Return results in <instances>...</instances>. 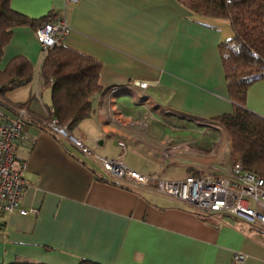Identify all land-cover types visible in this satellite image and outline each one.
Masks as SVG:
<instances>
[{"label":"crops","instance_id":"obj_1","mask_svg":"<svg viewBox=\"0 0 264 264\" xmlns=\"http://www.w3.org/2000/svg\"><path fill=\"white\" fill-rule=\"evenodd\" d=\"M11 6L34 18L66 10L71 31L64 44L102 62L100 83L106 89L92 96L89 116L68 129L66 137L43 128L53 109L51 86L39 72L44 53L33 27L14 28L0 70L22 55L35 73L28 84L0 96V117L15 114L16 107L6 103L28 102L30 116L13 148L27 163L28 186L19 206L37 212H0V264H79L81 259L103 264H264L261 230L231 216L221 221L203 217L147 188L113 183L77 143L161 179L208 172L202 163L214 159L197 155L162 164L159 147L188 140L209 149L218 138L211 131L202 136V126L167 110L202 119L233 111L219 52V44L235 36L231 23L195 14L176 0H12ZM135 81L148 85L142 89ZM247 107L264 117V80L249 88ZM142 121L146 127L139 126ZM222 155L217 166L227 168L231 153L223 150ZM146 160L160 169L148 168ZM166 166L183 173L166 177ZM237 252L247 255L245 262L233 260Z\"/></svg>","mask_w":264,"mask_h":264},{"label":"trees","instance_id":"obj_2","mask_svg":"<svg viewBox=\"0 0 264 264\" xmlns=\"http://www.w3.org/2000/svg\"><path fill=\"white\" fill-rule=\"evenodd\" d=\"M11 1L0 0V59L5 46L12 39L15 27L31 26L36 29L60 16L59 12L52 10L38 18L30 17L13 9ZM176 1L195 14L226 19L231 23L235 36L221 42L219 52L234 109L215 120L224 124L230 134L233 162H241L245 169L264 177V117L247 107L249 88L264 80V0ZM101 70L100 60L66 44L49 49L39 69L43 83L52 89L54 111L46 121L56 118L59 125H66L70 129L89 116L92 96L106 89L100 83ZM34 73V65L27 57L15 56L5 69L0 70V96L31 82ZM6 104L10 108L27 109L28 102L15 103L13 106ZM41 126L50 131L43 121ZM96 176L100 175L96 172ZM101 178L107 180L105 176ZM79 264L103 263L81 259Z\"/></svg>","mask_w":264,"mask_h":264},{"label":"built area","instance_id":"obj_3","mask_svg":"<svg viewBox=\"0 0 264 264\" xmlns=\"http://www.w3.org/2000/svg\"><path fill=\"white\" fill-rule=\"evenodd\" d=\"M70 31L66 10L56 19L37 27L36 38L44 55L49 49L64 44ZM133 84L142 89L148 85L144 81H135ZM53 111L54 109L51 110ZM167 112L202 126V136L210 130L219 134L209 149L195 147L188 140L163 142L159 147V158L162 164L178 163L183 158L199 155L203 159H214L215 163H202L208 172L198 175L190 174L181 179H161L156 175L143 174L129 167L119 158L105 157L80 141L77 143L82 152L99 165L116 184L133 189L147 188L189 205L203 217H214L221 221L224 216H231L248 227L264 231V177L245 169L241 162H232L227 168L217 166V163L224 161L223 150L232 153L231 140L221 132L224 124L215 119H202L171 109ZM29 116L26 108L18 107L13 116L0 117V212H19L24 215L37 212L35 208L24 209L19 206L20 198L28 186L25 176L27 163L16 157L13 148L14 141L23 137L24 122ZM148 116H150L149 113L146 117ZM44 124L56 135L68 133L66 125H59L56 118ZM138 124L140 127L147 126L145 121ZM118 144L125 147L124 141L120 140ZM242 231L247 236L252 235L249 229ZM246 259L247 255L242 252H237L233 256V260L237 263H243Z\"/></svg>","mask_w":264,"mask_h":264},{"label":"rangeland","instance_id":"obj_4","mask_svg":"<svg viewBox=\"0 0 264 264\" xmlns=\"http://www.w3.org/2000/svg\"><path fill=\"white\" fill-rule=\"evenodd\" d=\"M211 132H214V131H212V130H210ZM209 131V132H210ZM222 132V134L223 135H227L228 137H230V134H229V132H228V130H227V128L225 127V125H224V129L221 131ZM215 134H219V133H216V132H214ZM61 136H64V137H66L67 135H62L61 134ZM231 138V137H230ZM231 141H232V139H231ZM122 154V156L124 157V158H127L126 156H127V153H124V151H123V153H121ZM141 158V157H140ZM143 161L145 160V158H141ZM146 162H148L149 163V165L150 166H148V168L150 167L151 169H153V168H156V169H160L159 168V166L157 165V163H155V162H149L148 160H146ZM162 171L163 172H167L168 171V173H167V175H166V177H171V176H174L173 174L174 173H177V174H181V173H183V171L182 170H177V169H171V167L169 168L168 166H166V167H163L162 168Z\"/></svg>","mask_w":264,"mask_h":264}]
</instances>
